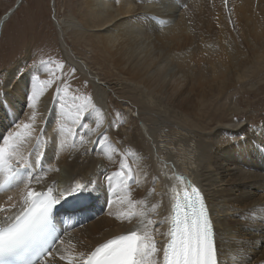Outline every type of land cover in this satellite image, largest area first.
<instances>
[{
	"label": "bare ground",
	"instance_id": "obj_1",
	"mask_svg": "<svg viewBox=\"0 0 264 264\" xmlns=\"http://www.w3.org/2000/svg\"><path fill=\"white\" fill-rule=\"evenodd\" d=\"M84 4L85 21H74L66 28L80 32L93 27L99 29L104 53L127 82L126 89L120 92V98L125 103L120 104V109L116 105L110 109H118L119 120H123L126 116L124 106L132 112L137 111L142 122L150 123L147 129H140L139 122L131 116L126 124L133 133L128 137L113 130L115 127L110 131L111 142L120 145L118 147L113 143L117 152L127 153L128 163L139 175L140 186L133 184L134 196L143 197L155 187L158 195L150 199L162 202V206L152 217L157 220L169 217L172 182L163 173L167 172L169 176L173 172L182 174L206 194L217 230L221 264H264V251L260 252L262 248L257 247L259 243L264 244V174L261 172L264 170V162L261 161L264 157V127L257 131L249 128L247 123H242L244 120L238 121L242 115L237 114V107H232L236 100L241 101L242 97L251 96L250 93L264 91V5L255 4L253 0H227L226 3L225 0H84ZM14 9L0 19V41L5 26L19 6ZM55 19L57 24L58 19ZM58 27L61 34L63 29L59 23ZM61 40L66 57L72 59L76 68L93 81L96 90H102L103 83L94 81L95 76L88 64L75 55L63 36ZM227 57L232 60L229 65ZM164 61L173 67L163 70ZM22 64V60L17 63L18 70ZM8 82L10 79L5 75L3 87L6 89ZM34 86L31 72H27L9 92H5L8 97L14 95V102L18 100L24 105L26 95ZM1 100L0 120L4 123L3 127H10L14 116L22 108L19 104L13 108L14 103L9 101L13 106L12 112L11 105ZM24 109L21 120L30 112ZM52 111L50 101L43 95L37 104V123L41 127L44 124L40 117L51 123ZM248 123L251 126L255 124L250 120ZM165 125L172 126L173 133L170 127L163 129ZM150 132L157 134L156 147H149L146 143L145 135ZM223 135L237 137L236 142H227ZM128 140L131 142L126 143ZM221 143L228 145L224 147ZM85 147L88 148L87 154H84V148L79 147L77 139V149H65L57 161L54 159L55 150L49 146L44 168L47 169L51 162L60 171L48 172L45 181L38 186L33 182L34 186L38 190H46V181L64 169L68 173L61 176V182L66 186L77 180L102 182L106 172L110 173L118 167L119 155L113 154L112 160H109L108 154L101 152L100 145L92 147L86 144ZM151 154V159L161 163H141L140 160ZM221 154L225 157L219 161ZM82 157H85L84 163L78 167ZM164 157L169 159L163 161ZM228 157L233 160H228ZM239 164L247 167L249 172L238 170L237 174L242 172L244 180L231 190L218 185L224 181L226 173L230 175L234 171L231 167L236 169ZM194 170L201 175L214 174L216 178L208 185L212 187V193L192 174ZM245 186L249 193L243 202L230 198L231 191L242 194L240 187ZM218 187L221 189L218 190ZM22 189L23 184L0 194V205L5 204L8 196L19 197ZM256 189L262 195H257ZM95 195L105 215L100 210L86 213L89 218L82 224L72 223L62 237L65 244H75L77 251L91 249L131 227L108 214L109 211L115 214L121 209L119 204L109 208L102 188ZM231 206L234 208L233 219L228 215ZM219 213L222 219L218 217ZM80 215L84 216V213ZM79 226L83 227L79 229ZM168 226L163 224L159 231L165 232ZM253 230L256 233L252 235L250 231ZM157 238L164 240L159 235ZM57 247L62 246L57 244ZM55 264L66 262L60 261L57 256Z\"/></svg>",
	"mask_w": 264,
	"mask_h": 264
},
{
	"label": "snow or ice",
	"instance_id": "obj_2",
	"mask_svg": "<svg viewBox=\"0 0 264 264\" xmlns=\"http://www.w3.org/2000/svg\"><path fill=\"white\" fill-rule=\"evenodd\" d=\"M37 64L47 69V78L33 77L35 86L25 99L29 114L23 120L14 119L10 127L0 126V191L23 184L19 197L8 196L0 205V264H55L57 256L66 264H221L217 230L201 190L180 173L169 176L164 172L172 182L171 213L163 220L153 219L162 202L150 199L158 195L155 187L143 197L134 196L133 184L140 186L139 175L128 163L127 153H118L110 140L111 129L119 125L107 120L91 94L71 89L63 62L34 61L32 68L38 72ZM52 64L58 72L49 67ZM49 90L55 127L43 116L41 127L37 123V104ZM77 139L84 154L88 152L86 144H98L109 160L113 154L119 155L118 167L106 172L102 182L77 180L60 186L53 180L46 190H38L33 182L40 184L48 172L60 171L51 162L44 168L49 146L58 161L65 149H77ZM101 188L110 209L114 204L120 205L121 210L108 214L131 227L91 249L77 251L75 244H65L62 236L66 233L57 228L62 221L60 209L73 217L88 211ZM165 223L168 229L160 232L157 225ZM158 235L164 240L159 241Z\"/></svg>",
	"mask_w": 264,
	"mask_h": 264
},
{
	"label": "rangeland",
	"instance_id": "obj_3",
	"mask_svg": "<svg viewBox=\"0 0 264 264\" xmlns=\"http://www.w3.org/2000/svg\"><path fill=\"white\" fill-rule=\"evenodd\" d=\"M18 1L19 0H0V19L3 16L7 15L15 7L17 8V5L19 4ZM253 3L264 5V0H253ZM85 15H86V6L84 4V0H21L19 9L17 10L16 14L5 26L0 41V100L3 99L1 101H5V103H9L10 105L11 103L9 101L14 103L15 107H13L12 105L9 106L11 107L10 111L12 112H14L13 108H16L18 104L21 105L22 109L19 112H17L16 115L14 116V119H16L17 117L21 119L22 111L25 110L24 108H26L25 103L23 105V103H21L18 100L14 102L15 99L14 95L8 97L6 92H9V89L14 87V85L18 83L21 77H25L27 75V72L28 73L31 72L32 77H34L35 75H39L41 79L47 78L46 76L47 69H45L43 65L40 64L36 65V67L39 69L38 72L33 70L32 66L34 61L52 60L56 63L63 62L65 66L64 75L67 77L71 89L79 88L81 91H86L88 94H91L94 100L98 102V106L102 107V111L104 112L107 120L112 122L114 118V121L112 123L115 125H119V127H115L113 130L119 131L128 137L131 133H133L132 130L131 131L129 130V125L126 124L128 118L132 116V111L129 109H125V107L123 106L125 111L124 114H126L127 117L125 116L123 117V120L121 119L119 120L120 113L117 111L118 109L116 110L110 109L111 106L114 105H116V107L120 109V104H123L124 101L120 98L121 95L120 92L126 89L127 82L122 76H120L118 69L104 53V50L101 47V34L98 31L99 29L93 27L87 29V31L85 32H80L78 30H69L66 28L67 24H73L74 21L84 22ZM54 16L58 19V23L60 24V26H62L61 30L63 29V31L61 32V34H60V29L58 27V23L57 24L55 23L56 19ZM61 36H63L66 44L69 45V48H71L75 52V55L77 57H81L83 61H85L88 64L90 68L89 70L91 71L92 75L95 76L93 77L94 81L98 80L96 82L100 81L101 84L103 83L102 90H96L93 81H91L88 77L85 76L84 73L82 74L78 70V68H76V66L73 64L74 61L72 59L67 58L68 56L63 51L61 46V42L63 41L61 40ZM245 50L246 49H244V52L247 53V51ZM227 58H226V62L229 61L227 63L229 65V63L231 64L232 60L231 57H227ZM21 60L23 61V64L21 69L18 70L17 63ZM162 65H163L162 66L163 70H170L173 67V65L170 64L168 61H164ZM49 67L52 68L53 71L58 72V69H56L55 64L49 65ZM72 69H75L74 73H71ZM209 72H212V70L209 69ZM5 75L8 79H10V82H8L9 84L8 89L3 87ZM85 83L87 85L86 88H85ZM263 92L264 91H260L259 93L257 92L250 93L249 95L251 96L242 97L241 99H239L241 101L236 100L235 103H233L232 105V107L233 106L237 107L238 109L237 114L242 115L241 117L239 116L240 118H238V121L241 122L242 120H244L242 121V123L243 124L247 123L249 128H252L255 131L259 130L260 127H264ZM44 95L46 97V100L50 101L51 107L53 109L52 92L50 90L46 91ZM117 113H119V115H117ZM133 113L137 115V111ZM51 115H53V118L51 120V123H49V125L52 127L53 124L55 125L54 121L56 120V116L53 111ZM49 118L50 117H48V119ZM133 118L136 119V122L137 121L139 122L137 124L140 129H144V128L147 129V126L150 124V123L142 122L141 119H138V115L137 117L134 116ZM248 120L254 122L255 124L251 126L248 123ZM3 124H4L3 121L0 120V126H3ZM105 125L107 126L108 124L105 123ZM158 125L162 126V124H158ZM169 127L172 128L170 129V132L173 133L174 128L170 125H165L163 129L166 130L169 129ZM148 135H145L147 139L146 143L149 145V147H156L155 138H157V134L150 132ZM223 138L224 139L227 138V142L229 143L236 142L237 139V137H234L233 135H227V136L223 135ZM130 142L131 141L129 140L126 141V143H130ZM113 143L115 145H118V143L114 141ZM88 145L93 147L95 144H88ZM221 145L226 147L228 144L221 143ZM118 147H120V145H118ZM151 157L152 154L147 155L146 158L140 161H142L141 163H148L149 161L152 162L154 161L153 163H155L156 165L160 164L159 160L157 161L155 159H151ZM224 157L225 155L221 154L220 157L218 156V160L222 161ZM263 158L264 157H262L261 161L264 162ZM84 159L85 157H82V159L79 161L78 167L82 166V163H84ZM168 159L169 158H166V160ZM228 160H233V158L228 157ZM239 166L241 167V165L239 164L236 169L234 166L231 167V169L234 168V171H232L230 175H228V173L226 172L221 171L226 174L225 176L222 174V178L223 176L225 177L223 178L224 181L223 182L221 181L218 185L224 188L226 187L227 189L231 190L239 182L243 181L244 175L242 172L240 174H237L238 170L239 171L245 170L248 172V169H246L247 167L245 166L241 168ZM261 172H263L262 174H264L263 169L261 170ZM67 173H68L67 169L62 170L59 174H56L51 179L47 180L46 186H48L53 180L57 181L60 186H66L65 184H62L61 176ZM192 174L196 176V178L199 181L202 182V184L206 187V189L210 191L209 193H212L211 192L212 187L208 185H211L212 181L216 178L214 174L209 172V173H204V175H201L197 173V170L192 171ZM44 181L45 179L43 180V182ZM40 184H35V186H38ZM221 187H218V190H220ZM246 187L247 186H245V188L240 187V189L243 190L242 194H239L238 192H234L233 194L231 191L229 193L231 194L230 198L238 202H243V200L247 198V195L249 193V189ZM256 193L257 195L261 194V192H259V190L257 189H256ZM225 200L226 198L224 199V201ZM97 204L98 202L95 200L93 201L92 206H95V208L99 209V206H97ZM228 209H229L228 215L231 219H233V217L235 216L233 206H231ZM89 212L87 211L84 212V215ZM100 212H102V214L105 215L103 209H101ZM91 214H93V212ZM218 217L220 219L223 218V216L220 213L218 214ZM163 219L164 218H160L158 220H163ZM161 226L162 225H157L159 229L161 228ZM82 227L83 226H79V229ZM250 233L253 235L256 233V231L253 230L250 231ZM232 236L233 235H231V237ZM223 237L225 236L223 235ZM157 239L161 240L159 238ZM257 247L262 248L260 249V252L261 250L264 251V244L259 243L257 244Z\"/></svg>",
	"mask_w": 264,
	"mask_h": 264
},
{
	"label": "water",
	"instance_id": "obj_4",
	"mask_svg": "<svg viewBox=\"0 0 264 264\" xmlns=\"http://www.w3.org/2000/svg\"><path fill=\"white\" fill-rule=\"evenodd\" d=\"M7 18V16L5 17V19Z\"/></svg>",
	"mask_w": 264,
	"mask_h": 264
}]
</instances>
